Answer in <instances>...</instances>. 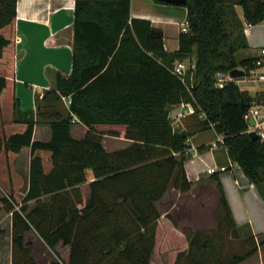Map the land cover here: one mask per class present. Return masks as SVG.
I'll return each instance as SVG.
<instances>
[{
  "label": "trees",
  "instance_id": "trees-1",
  "mask_svg": "<svg viewBox=\"0 0 264 264\" xmlns=\"http://www.w3.org/2000/svg\"><path fill=\"white\" fill-rule=\"evenodd\" d=\"M16 3L0 0V173L9 187L1 201L11 215V264H37L27 244L31 232L55 255L49 264H150L160 218L155 203L170 186L181 193L190 189L183 163L190 156L188 139L196 132L213 130L221 138L216 143L264 201V143L246 133L243 117L263 95L241 90L236 79L215 86L218 72L239 67L247 73L254 67L256 57L239 51L249 48L244 25L264 20V0H186L187 31H180L172 52L148 20L131 18L130 0H75L71 71L56 73L54 87L35 98L37 117L51 128L46 142L32 139L36 120L20 109L13 93L10 102L1 99L13 85L1 63L15 43L8 29ZM184 59L194 68L181 81L171 69ZM61 96L70 97L68 107ZM176 104L195 108L182 118H190L182 129L169 117V107ZM8 106L11 115L4 121ZM71 114L87 127L79 140L70 135ZM6 123L22 130L8 131ZM99 125L123 127L122 133L107 132L121 134L130 146L105 151ZM25 146L31 153L28 188L17 203L12 162ZM40 152L49 153L48 172ZM89 169L94 180L87 182ZM210 178L219 191L220 221L212 230L184 229L187 250L174 264H239L264 243L248 225H235L218 173ZM222 230L238 236L240 252H224ZM59 243L69 248L66 262L56 251Z\"/></svg>",
  "mask_w": 264,
  "mask_h": 264
},
{
  "label": "crops",
  "instance_id": "crops-1",
  "mask_svg": "<svg viewBox=\"0 0 264 264\" xmlns=\"http://www.w3.org/2000/svg\"><path fill=\"white\" fill-rule=\"evenodd\" d=\"M74 7L75 0H17L15 20L8 29L11 38L17 37L19 41L10 45L9 52L4 54L1 63L4 74L7 73V79L13 83L12 88L8 87L4 90L1 99L9 101V96L13 93L19 101L20 109L33 113L36 122L33 126L32 139L35 141L46 142L51 138L49 123L37 117L36 96L42 97L46 90L54 87L56 73L69 74L71 71ZM236 10L238 12V9ZM130 16L135 19L148 20L154 28L161 32L164 49L170 52L177 50L178 36L182 25L186 23V8L183 5L159 3L154 0H130ZM243 31L249 48L240 51V55L255 56L257 50L264 47V20L256 25L245 24ZM240 89L246 90L252 96L258 90L256 86L250 89L240 87ZM184 107L182 104L169 107L171 123L177 129L184 128V124H189L190 121L188 117L176 118V114L183 111ZM10 115L8 106L7 110L3 111V120H8ZM73 118L75 119L72 122ZM70 123L72 138L79 140L86 135L87 127L73 114H71ZM5 128L8 131L22 130V126L7 123ZM97 129L102 133L101 143L107 152H114L131 144V141L122 137L121 134L120 136L108 134L107 131L113 130L122 133L123 127L121 126L99 125ZM201 132H196L189 137L190 156L183 163L186 176L192 182L190 189L181 193L170 186L165 195L155 203L160 215L156 235L159 234L160 221L171 225L167 221V214L171 215L170 217L177 223L178 228L190 227L189 229L193 231L208 230L210 228L209 217L204 215V222L193 226V222L190 221L191 211L205 210L210 195L216 208L219 209V191L210 175L206 173V169L226 166V170L218 172V177L235 225L238 227L248 225L253 234H260V238L264 240V201L258 196L255 187L243 174L241 168L231 163L226 150L216 143L219 137L216 136L217 139L212 140L201 135ZM200 146H209V148L200 151L198 150ZM40 155L45 171L48 172L51 168L49 153L40 152ZM30 159V148L25 146L21 148L12 162L13 193L17 200V193H21L23 198L28 188ZM20 180H23L24 189L22 191L17 188ZM83 187H86V192L82 191L83 198L86 200L88 197L87 184L82 185L81 190ZM162 202L167 203L165 209L160 208V205H163ZM32 204L30 202L29 206L31 207ZM181 209H183L182 214L179 213ZM212 216L215 220V215ZM3 238H0V245ZM7 238L11 264V224ZM156 243L155 237L150 264H152ZM261 248H264V243L258 247L255 254L239 264L254 259H256L255 262L258 261V264H264V253L261 252Z\"/></svg>",
  "mask_w": 264,
  "mask_h": 264
},
{
  "label": "rangeland",
  "instance_id": "rangeland-1",
  "mask_svg": "<svg viewBox=\"0 0 264 264\" xmlns=\"http://www.w3.org/2000/svg\"><path fill=\"white\" fill-rule=\"evenodd\" d=\"M236 9H238L237 14L240 15L241 17L240 7L237 6ZM239 55H240V51H239ZM192 59L194 60V57ZM238 86L243 87L245 89L246 88L250 89L252 86L254 87L253 83L247 81L242 82V80L239 81ZM256 93H259L258 90H256L255 94ZM201 135H204L206 138L212 140L217 139L216 137L217 135L213 130L202 131ZM4 175H5L4 173H0V238L4 237L0 245V264H10V248L7 238V235L10 234V215H9L10 213L6 211L5 206L1 201L2 197L5 195V193L8 191L7 189L9 188L6 185L5 182L6 176ZM19 182L20 184L17 185V188L22 191L24 189L23 180H20ZM82 191L86 192V187H83ZM17 194H18V200L15 199V201L17 200L16 202L20 203L22 200V194L21 193H17ZM162 204L163 205H160V208L165 209L167 203L162 202ZM206 204L208 209L206 207V209L202 210L201 212L199 211L197 212V210L195 212V210H193L194 213L193 211H191L192 214L190 216V221L193 222V226H196V224L198 226L199 224H202V221L204 222V215H205V217L207 218L209 217L210 228L208 230H212L217 227V222L219 223L220 221L218 217H220L222 210L220 209V207L219 209L216 208L211 195L209 196V200ZM182 211L183 209L179 210V213H181ZM213 214L215 215V220H213V216H212ZM170 216L171 215L167 214V221H169L171 225H169L168 223H162L161 221L158 225L159 234L156 235L157 243L152 256V264H174L177 254L179 252L187 250V243H186L187 241L184 234V229H186L187 227L178 228L177 223L173 221V218H171ZM198 216L200 217L198 218ZM189 228L190 227H188V229ZM220 233L222 235L221 238L227 241L225 243L226 246H224V250H225L224 252L228 250L226 248H229L231 249V251H235V252L241 251L239 245L240 242L239 239L237 238L238 236L232 237V235L226 233L223 230ZM239 235H240L239 238L244 237L242 232L239 233ZM221 238L217 242L219 245L222 244ZM27 244L37 264H49L52 260L56 259L55 255L49 251V249L42 243V241L38 238V236L34 232H31L27 235ZM56 251L58 252L59 256L63 261L66 262L68 260L69 248L67 246H62L59 243L56 246ZM261 252L264 253V248H261ZM255 261L256 259L249 260L247 263L244 262L242 264H258V261L257 262Z\"/></svg>",
  "mask_w": 264,
  "mask_h": 264
},
{
  "label": "built area",
  "instance_id": "built-area-1",
  "mask_svg": "<svg viewBox=\"0 0 264 264\" xmlns=\"http://www.w3.org/2000/svg\"><path fill=\"white\" fill-rule=\"evenodd\" d=\"M182 32L187 31V24H183L181 27ZM14 41L17 43L19 38H15ZM254 67L249 69L247 73L244 68H239L244 72V76L237 78L236 83L242 80V82H250L253 83L254 86L258 88V92L262 93V97L259 100H253L249 107L247 108L244 114V120L247 124L246 133L251 131L255 132L257 138L264 143V47H261L257 50V54L255 55ZM194 68V62L190 59H184L175 61L172 65V73L177 77L184 81L186 73L188 70ZM240 79V80H238ZM235 79L231 78L228 72H218L215 74V86L218 88L223 87L227 82L233 81ZM62 102L65 106L68 107L71 100L69 96H61ZM184 107L183 111L176 114L177 119H182L183 117L192 114L194 112V107L191 104H182ZM203 116V113H199V117ZM251 118L253 120V124H249L248 120ZM75 118L72 119V122ZM219 137V136H218ZM217 141H221L219 137ZM226 166H214L208 167L206 169V173L208 175L213 173H218L220 171L226 170Z\"/></svg>",
  "mask_w": 264,
  "mask_h": 264
},
{
  "label": "water",
  "instance_id": "water-1",
  "mask_svg": "<svg viewBox=\"0 0 264 264\" xmlns=\"http://www.w3.org/2000/svg\"><path fill=\"white\" fill-rule=\"evenodd\" d=\"M160 1L168 3V4L183 5L186 0H160ZM158 36L161 37L160 31H158ZM229 75L231 78L237 79V78L243 77L244 72L239 68H233L229 71ZM248 122H249V124H253V120L251 118H249ZM248 135L252 139L257 138L255 132H253V131L249 132ZM190 147H191V145H188V148H190ZM92 180H94V175H93V172L89 169V170H87V182H90Z\"/></svg>",
  "mask_w": 264,
  "mask_h": 264
}]
</instances>
